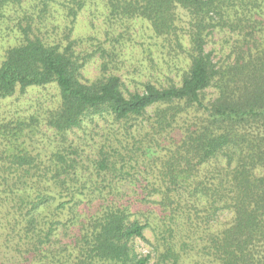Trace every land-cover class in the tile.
I'll use <instances>...</instances> for the list:
<instances>
[{
  "label": "trees",
  "instance_id": "obj_1",
  "mask_svg": "<svg viewBox=\"0 0 264 264\" xmlns=\"http://www.w3.org/2000/svg\"><path fill=\"white\" fill-rule=\"evenodd\" d=\"M89 1L0 0V264H264V0Z\"/></svg>",
  "mask_w": 264,
  "mask_h": 264
},
{
  "label": "rangeland",
  "instance_id": "obj_2",
  "mask_svg": "<svg viewBox=\"0 0 264 264\" xmlns=\"http://www.w3.org/2000/svg\"><path fill=\"white\" fill-rule=\"evenodd\" d=\"M99 0H94V2L89 1L77 16L75 23V30L77 34L85 35L86 33H93V25L105 24L103 22L102 13L104 10L100 4ZM13 42L12 38L0 36V60L3 57V52L6 46L11 45ZM212 45L210 43L207 47ZM130 62H125L128 65L127 69L130 68ZM99 74L98 68L95 62L89 63V65L83 70L82 75L84 78L93 79ZM49 91L53 92L54 88L48 86ZM44 90L41 88H28L27 93L22 95H14L13 97L6 98L0 102V116H4L6 113L11 111H21L28 103L35 102L36 98H39L43 94ZM33 100V101H32ZM136 247L139 252H146L149 250V246L142 241L136 240Z\"/></svg>",
  "mask_w": 264,
  "mask_h": 264
}]
</instances>
